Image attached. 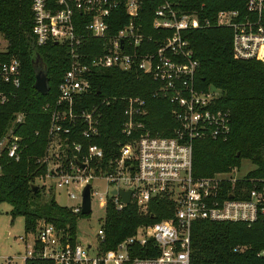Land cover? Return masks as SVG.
I'll list each match as a JSON object with an SVG mask.
<instances>
[{
    "label": "built area",
    "instance_id": "built-area-1",
    "mask_svg": "<svg viewBox=\"0 0 264 264\" xmlns=\"http://www.w3.org/2000/svg\"><path fill=\"white\" fill-rule=\"evenodd\" d=\"M160 1L152 25L163 37L155 50L145 49L151 36L140 32L136 22L144 0H32V32L37 46L55 42L66 46L70 55L58 98L45 109L52 116L53 140L72 133L75 125L82 127L83 141L69 137L70 153L58 159L55 169H49L57 188L66 190L71 198L79 193L80 201L70 207L72 211L82 214L85 187L91 184L92 199L99 194L93 182L101 179L110 187L106 197L100 194L106 210L109 202L118 210L135 203L141 212L148 213L153 201L164 199L173 202L174 217L143 224L134 235L107 250L102 246L103 225L96 244L82 243L78 225L73 235L41 219L34 231L19 236L25 249L6 257V264L17 259L24 264L29 259L52 264H191L193 222L229 221L251 226L264 218V176L193 175L194 140L228 139L232 117L230 110L216 106L218 89L197 83L200 63L185 36L186 31L209 27L211 20L202 19L198 12L177 8L172 0ZM124 16L128 24L110 33L112 25ZM215 23L232 29V49L237 59L264 62V0H247L243 12L221 10ZM21 68V60L9 53L7 41L0 37V105L21 87ZM98 68L151 75L159 83L154 96L172 105V116L179 124L174 135L153 134L142 120L148 114L147 101L140 96L127 97L123 132L131 141L106 161L103 147L86 142L101 134V106L74 110L77 98L91 89L90 78ZM20 141L10 132L1 140L0 151L6 148L10 158L19 159ZM238 170L236 167L235 173ZM121 189L131 190L129 203L119 194ZM258 256L264 257V249Z\"/></svg>",
    "mask_w": 264,
    "mask_h": 264
},
{
    "label": "trees",
    "instance_id": "trees-1",
    "mask_svg": "<svg viewBox=\"0 0 264 264\" xmlns=\"http://www.w3.org/2000/svg\"><path fill=\"white\" fill-rule=\"evenodd\" d=\"M172 1L181 10L198 12L202 19L211 20L209 27L186 31L185 36L200 63L197 83L201 87L218 89L216 106L230 110L232 117L228 139L194 140L193 175L226 173L232 167L239 168L243 159H249L255 168L247 177L264 176V62L237 59L232 49V29L215 23L221 10L245 11L247 0ZM31 2L0 0V35L7 41L9 53L18 57L22 65L21 87L15 96L0 105V142L10 132L21 139L19 159L10 158L6 148L0 151V205L8 203L11 206L12 221L19 216L24 218L26 232L34 231L39 220L46 219L75 235L78 219L84 215L75 214L70 207L59 204L55 196L45 199L44 186L37 191L32 188V184L49 173L50 162L54 161L50 151L52 116L45 107L58 98L59 85L70 66V55L66 46L55 42L36 45ZM160 4V0H144L136 20L140 32L151 36L149 43L146 42L147 50H155L163 37L152 25L155 9ZM128 22L127 16L122 17L112 25L110 33L118 32ZM36 53L48 66L51 89L47 95L34 88L36 77L32 59ZM90 80L91 89L77 98L74 110L80 112L101 106V134L86 142L103 147L106 161L118 155L121 145L131 141L123 132L127 97L140 96L147 101L148 114L142 120L153 134L174 135L179 124L172 116V105L154 96L159 83L151 75L98 68ZM103 100L106 102L102 103ZM63 124L69 126L67 122ZM80 128L75 125L72 133L59 136L57 144L64 158L70 153L69 137L83 141ZM174 215L173 202L164 199L153 201L148 213L141 212L135 203L118 210L109 202L103 223V249L115 248L143 224L171 219ZM191 232V264H264V257L258 256L264 249V218L251 226L242 222L198 220L193 222ZM26 264L52 263L29 259Z\"/></svg>",
    "mask_w": 264,
    "mask_h": 264
},
{
    "label": "rangeland",
    "instance_id": "rangeland-1",
    "mask_svg": "<svg viewBox=\"0 0 264 264\" xmlns=\"http://www.w3.org/2000/svg\"><path fill=\"white\" fill-rule=\"evenodd\" d=\"M0 37L2 39V36ZM58 142V140H50L51 155L54 157V161L56 163L51 161L49 169L53 167V169H55L59 162L58 159H60L63 155V153L59 151ZM235 168L236 167H232L229 172L223 174L217 173L216 176L233 177L234 174H247L255 168V165L249 159H243L237 173H235ZM49 175V173L45 176L43 175L42 179H38L36 182L40 186L42 185L45 187L43 191L45 199L49 200L51 197L55 196L58 203L63 206H76L80 201L79 193L76 198L69 197L66 190L56 187L55 179L51 178ZM109 188V185L104 180L96 179L93 182V189L99 194L92 198V212L85 215L83 218L79 217L80 219H78L77 222L78 239L82 243L91 241L96 244L97 242L99 230L101 229L106 217V208L101 205L100 194L106 197ZM10 210L11 206L8 203H2L0 205V264H6V257L16 256L19 252H23L25 249L23 243L18 240L19 236H24L26 234L24 218L19 216L12 221ZM12 264H24V262L22 259H17L14 260Z\"/></svg>",
    "mask_w": 264,
    "mask_h": 264
},
{
    "label": "water",
    "instance_id": "water-1",
    "mask_svg": "<svg viewBox=\"0 0 264 264\" xmlns=\"http://www.w3.org/2000/svg\"><path fill=\"white\" fill-rule=\"evenodd\" d=\"M32 64L36 77L34 88L38 90L40 93L47 95L51 89L50 80L48 76V66L39 53H36L35 56L33 57ZM80 165L82 167H85L84 164H80ZM52 173L54 172L52 171ZM32 188L35 191H37L40 189V185L37 183L32 184ZM90 189H91V184H88L83 191V208H82L83 215H88L92 212V199H91ZM112 193L113 194L117 193V190H112ZM119 194L122 196L123 200L126 203L130 202L131 190L125 191L121 189L119 191Z\"/></svg>",
    "mask_w": 264,
    "mask_h": 264
}]
</instances>
